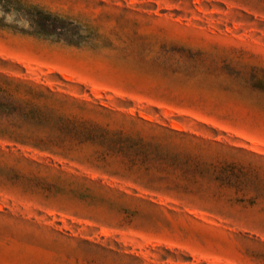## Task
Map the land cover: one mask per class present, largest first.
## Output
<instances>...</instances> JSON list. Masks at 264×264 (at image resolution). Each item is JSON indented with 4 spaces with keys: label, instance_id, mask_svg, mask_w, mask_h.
I'll use <instances>...</instances> for the list:
<instances>
[{
    "label": "rangeland",
    "instance_id": "obj_1",
    "mask_svg": "<svg viewBox=\"0 0 264 264\" xmlns=\"http://www.w3.org/2000/svg\"><path fill=\"white\" fill-rule=\"evenodd\" d=\"M26 1L61 20L0 16V264H264V0Z\"/></svg>",
    "mask_w": 264,
    "mask_h": 264
},
{
    "label": "trees",
    "instance_id": "obj_2",
    "mask_svg": "<svg viewBox=\"0 0 264 264\" xmlns=\"http://www.w3.org/2000/svg\"><path fill=\"white\" fill-rule=\"evenodd\" d=\"M0 6L5 13H16L21 17H27L32 27V33L45 37L55 36L51 28H53L55 22L61 20L58 15L46 12L37 4L29 3L26 0H0ZM39 20H44L45 23L42 24ZM0 25L7 26L1 23ZM20 111L21 107L18 104L14 103L12 100L5 99V97L0 94V116L13 117ZM12 136L16 141L24 144L29 143L28 139L21 134L14 133ZM30 144L38 148H41L42 145L37 140H34L33 143Z\"/></svg>",
    "mask_w": 264,
    "mask_h": 264
},
{
    "label": "clouds",
    "instance_id": "obj_3",
    "mask_svg": "<svg viewBox=\"0 0 264 264\" xmlns=\"http://www.w3.org/2000/svg\"><path fill=\"white\" fill-rule=\"evenodd\" d=\"M0 16H5L6 22H11L13 18V13L4 14L2 10H0Z\"/></svg>",
    "mask_w": 264,
    "mask_h": 264
}]
</instances>
